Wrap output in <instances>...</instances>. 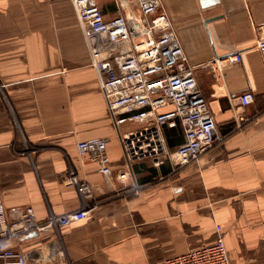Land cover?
Masks as SVG:
<instances>
[{
  "label": "crops",
  "instance_id": "0c3cea01",
  "mask_svg": "<svg viewBox=\"0 0 264 264\" xmlns=\"http://www.w3.org/2000/svg\"><path fill=\"white\" fill-rule=\"evenodd\" d=\"M162 4L225 135L180 167L126 159L121 138L140 125L110 114L70 0H0V203L29 209L34 222L84 213L47 232L0 230V264H13L8 252L27 264H165L212 245L217 225L231 264H264V0ZM99 6L105 18L117 13L112 0ZM237 52L217 81L209 64ZM247 91L255 99L241 106ZM164 136L171 150L183 142L180 127ZM91 138L107 140L106 176L77 150ZM71 173L91 197L68 184Z\"/></svg>",
  "mask_w": 264,
  "mask_h": 264
},
{
  "label": "built area",
  "instance_id": "2783aa9c",
  "mask_svg": "<svg viewBox=\"0 0 264 264\" xmlns=\"http://www.w3.org/2000/svg\"><path fill=\"white\" fill-rule=\"evenodd\" d=\"M99 0H71L78 14L83 34L90 41L93 68L96 70L110 114L116 118L127 114L140 125L134 134L121 138L123 153L129 161L151 159L155 167L166 160L177 167L198 161L201 156L224 142L225 135L217 127L207 98L196 80L195 69L177 37L173 23L163 8L162 0H114L117 13L105 18ZM136 1L138 18L123 9ZM264 62V26L257 43ZM242 60L233 57L214 58L209 64L215 79L222 80L224 66ZM250 91L239 95L241 106L253 103ZM169 109L164 110V108ZM164 110V111H163ZM239 120L245 122L241 117ZM182 129L183 142L171 150L164 129ZM80 155L88 156L103 175L111 172L107 140L91 138L76 144ZM68 184L84 199L91 197L88 183L71 173ZM83 211L51 216L45 222H34L29 209L4 207L0 203L2 235L18 237L31 232H47L76 222ZM216 241L198 250L169 257L165 264H231L224 243V232L216 226ZM13 264H27L22 253L8 252Z\"/></svg>",
  "mask_w": 264,
  "mask_h": 264
},
{
  "label": "rangeland",
  "instance_id": "374dc122",
  "mask_svg": "<svg viewBox=\"0 0 264 264\" xmlns=\"http://www.w3.org/2000/svg\"><path fill=\"white\" fill-rule=\"evenodd\" d=\"M112 1H114V0H112ZM70 2H71V0H70ZM98 2H99V1H98ZM71 3H72V2H71ZM72 7H73V5H72ZM123 9L126 11V13L128 14V16H131V15L133 14V15H135V16L138 18V16H139V9H137L135 6H132V7H131L130 5H125V4H124ZM73 10L75 11L74 7H73ZM75 14H76V18H77L78 25L80 26L81 31H82V33H83V28H82V26H81V24H80L79 17H78V14H77L76 11H75ZM138 19H139V18H138ZM83 39H84V41L86 42V45H87V47H88L89 55H91V64H92V66H93V55H92V53H91L90 41L86 40L84 34H83ZM96 73H97V72H96ZM98 80H99V85H101L99 76H98ZM101 91H102V96H103L102 85H101ZM105 101H106V100H105ZM106 106H107V103H106ZM193 164H194V163H193Z\"/></svg>",
  "mask_w": 264,
  "mask_h": 264
}]
</instances>
